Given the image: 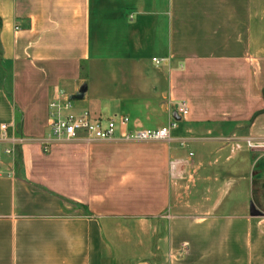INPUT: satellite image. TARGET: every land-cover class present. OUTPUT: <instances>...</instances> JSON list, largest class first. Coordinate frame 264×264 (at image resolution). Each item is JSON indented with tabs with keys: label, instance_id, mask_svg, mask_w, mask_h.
Returning a JSON list of instances; mask_svg holds the SVG:
<instances>
[{
	"label": "crops",
	"instance_id": "crops-1",
	"mask_svg": "<svg viewBox=\"0 0 264 264\" xmlns=\"http://www.w3.org/2000/svg\"><path fill=\"white\" fill-rule=\"evenodd\" d=\"M0 43V139L4 123L25 139L0 155V264H264V0H0ZM63 95L131 128L182 124L46 152ZM119 217L159 234L125 251Z\"/></svg>",
	"mask_w": 264,
	"mask_h": 264
},
{
	"label": "built area",
	"instance_id": "built-area-1",
	"mask_svg": "<svg viewBox=\"0 0 264 264\" xmlns=\"http://www.w3.org/2000/svg\"><path fill=\"white\" fill-rule=\"evenodd\" d=\"M72 98L63 95L49 102L48 131L40 139L43 150L48 151L51 144L59 141H110L122 140L128 142L136 141H167L173 140V131L177 129L179 120L173 119L169 124L158 128H131L130 117L121 115L119 117L95 116L89 110H75L72 107ZM177 115L182 119L188 115V105L185 101L176 103ZM2 138L0 142L10 141L11 146H0V155L5 152H14L16 145L25 142L23 137H8L6 123L1 125ZM248 146L253 147L255 142L247 140ZM183 144V143H182ZM193 153H191L192 155ZM179 159L170 161V175L173 178L180 177Z\"/></svg>",
	"mask_w": 264,
	"mask_h": 264
},
{
	"label": "rangeland",
	"instance_id": "rangeland-1",
	"mask_svg": "<svg viewBox=\"0 0 264 264\" xmlns=\"http://www.w3.org/2000/svg\"><path fill=\"white\" fill-rule=\"evenodd\" d=\"M0 54H1V49H0ZM7 76L8 74L3 67V64L1 63V57H0V80L3 82V84H7L5 80ZM106 114L112 115L113 112L109 111ZM179 124H182V122L180 121ZM151 228L153 229V232ZM159 228L160 227L158 225L152 226L150 228L141 225L139 226L138 222H136L135 219L128 217H119L118 220L116 219L114 224L111 226L112 231L116 235L114 240H117V243L120 245V248L125 249V251H127L130 248L129 246H132L133 241L136 242L137 240H139L141 235H143L144 233L159 234ZM146 240H147L146 245L149 244L154 245L157 240V237L155 235L152 238L149 237L146 238Z\"/></svg>",
	"mask_w": 264,
	"mask_h": 264
},
{
	"label": "trees",
	"instance_id": "trees-1",
	"mask_svg": "<svg viewBox=\"0 0 264 264\" xmlns=\"http://www.w3.org/2000/svg\"><path fill=\"white\" fill-rule=\"evenodd\" d=\"M0 49H1V43H0Z\"/></svg>",
	"mask_w": 264,
	"mask_h": 264
}]
</instances>
